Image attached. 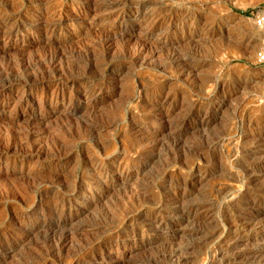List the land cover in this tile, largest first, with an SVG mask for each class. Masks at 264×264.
Listing matches in <instances>:
<instances>
[{
	"label": "rangeland",
	"instance_id": "rangeland-1",
	"mask_svg": "<svg viewBox=\"0 0 264 264\" xmlns=\"http://www.w3.org/2000/svg\"><path fill=\"white\" fill-rule=\"evenodd\" d=\"M263 6L264 0H0V264H170L169 250L181 246L190 248L188 264H207L211 247L227 234L217 232L224 218L234 220L235 235L258 244L264 65L257 55L264 35L252 12ZM50 54L66 59L55 64L63 71L40 72ZM14 62L34 66L24 74ZM203 119L211 123L200 126ZM174 138L182 145L176 151ZM246 167H253L249 176ZM245 188L256 205L234 210L232 198ZM219 189L226 196L217 198ZM188 206L197 215L186 220L181 211ZM61 222L69 229L65 242L56 231ZM181 230L199 234L180 239Z\"/></svg>",
	"mask_w": 264,
	"mask_h": 264
},
{
	"label": "bare ground",
	"instance_id": "bare-ground-1",
	"mask_svg": "<svg viewBox=\"0 0 264 264\" xmlns=\"http://www.w3.org/2000/svg\"><path fill=\"white\" fill-rule=\"evenodd\" d=\"M18 5V4H17ZM19 7V6H18ZM16 9H18V8H16ZM22 10V9H21ZM158 13V12H157ZM185 15V14H184ZM2 16V15H1ZM157 16V15H156ZM182 17V16H181ZM205 17V16H204ZM170 18V17H169ZM176 18V17H175ZM178 18V17H177ZM189 18V17H188ZM8 19V18H7ZM197 19V18H196ZM155 20V19H154ZM170 20V19H169ZM47 21V20H46ZM49 22H50V20H48ZM52 21V20H51ZM54 21V20H53ZM167 22H168V20H166ZM178 21V20H177ZM44 23H45V21H43ZM55 22V21H54ZM184 22V21H183ZM10 23V22H9ZM53 23V22H52ZM148 23V22H147ZM164 23V22H163ZM18 24V23H17ZM42 24V23H41ZM47 24H48V22H47ZM153 24V23H152ZM45 25V24H44ZM51 25V24H50ZM203 25V24H202ZM5 26V25H4ZM16 26H18V25H16ZM24 26V25H23ZM38 26V25H37ZM47 26V25H46ZM164 26V25H163ZM55 27V26H54ZM201 27V26H200ZM204 27V26H203ZM25 28V27H24ZM149 28V27H148ZM148 28L146 29L147 31H148ZM162 28V27H161ZM193 28V27H192ZM16 29H18V28H16ZM160 29V28H159ZM43 30V29H42ZM163 30V29H162ZM185 30V29H184ZM187 30V29H186ZM199 30V29H198ZM197 30V31H198ZM3 31V30H2ZM164 31V30H163ZM169 31V30H168ZM183 31V30H182ZM188 31V30H187ZM191 31V30H190ZM205 31V30H204ZM212 31V30H211ZM259 31V30H258ZM106 32V31H105ZM119 32V31H118ZM162 32V31H161ZM210 32V31H209ZM108 33V32H107ZM188 33H190V32H188ZM192 33V32H191ZM195 33V32H194ZM200 33V32H199ZM198 33V34H199ZM123 34V33H122ZM156 34H157V32H156ZM179 34V33H178ZM201 34V33H200ZM105 35V34H104ZM112 35V34H111ZM115 36L117 35L116 33L114 34ZM159 35V34H158ZM161 35V34H160ZM163 35H164V33H163ZM167 35V34H166ZM168 35H170V34H168ZM192 35V34H191ZM216 35V34H215ZM263 35H264V33H263ZM94 36V35H93ZM110 36V35H109ZM118 36V35H117ZM181 36V35H180ZM188 36V35H187ZM120 37V36H119ZM167 37V36H166ZM170 37V36H169ZM184 37V36H183ZM186 37V36H185ZM199 37V36H198ZM210 38V33H208V34H206V38ZM221 37V36H220ZM102 38V37H101ZM191 37H186V38H184V40H189ZM204 38V37H203ZM208 38V39H209ZM107 39H109V38H107ZM105 40V41H103L104 42V44L103 45H108V44H110V40ZM118 39V38H117ZM192 39V38H191ZM122 40V39H121ZM171 40V39H170ZM173 40V39H172ZM205 40V39H204ZM118 41V40H117ZM179 41H183L182 39H180ZM102 42V43H103ZM146 42V41H145ZM186 43V42H185ZM100 44V43H99ZM116 44V43H115ZM142 44H145V43H142ZM59 46V45H58ZM70 46V45H69ZM95 46V45H94ZM93 46V47H94ZM141 46V45H140ZM144 46V45H143ZM148 46V45H147ZM258 46V44H257V40H254L252 43H251V45H250V48H251V51H255V49H256V47ZM98 47V46H97ZM101 47V46H100ZM103 47V46H102ZM123 47V46H122ZM65 48V47H64ZM95 48V47H94ZM99 48V47H98ZM98 48H97V50H98ZM141 48H143V47H141ZM168 48V47H167ZM54 49V48H53ZM58 49V48H57ZM93 49V48H92ZM91 48H90V50H92ZM100 49V48H99ZM108 49V48H107ZM140 49V48H139ZM88 49H85V51H87ZM93 50H95V49H93ZM102 50V49H101ZM101 50H99V51H101ZM103 50H104V48H103ZM169 50V49H168ZM105 51V50H104ZM123 51H124V49H123ZM123 51H122V53H123ZM126 51V50H125ZM125 51H124V53H125ZM136 51V50H135ZM142 51V50H141ZM51 52V51H50ZM55 52V51H54ZM79 52V51H78ZM90 52V51H89ZM92 52V51H91ZM95 52H98V51H95ZM115 52V51H114ZM147 52V51H146ZM149 52V51H148ZM66 54H67V52H65ZM82 52L80 51V53H76V54H81ZM88 53V52H87ZM116 53V52H115ZM123 53V54H124ZM127 53V52H126ZM140 53H142V52H140ZM178 53V52H177ZM63 54V53H62ZM83 54V56L86 54V52H85V54L84 53H82ZM94 54V53H93ZM99 54H100V52H99ZM103 55H104V53H102ZM123 54H121V55H123ZM129 54V53H128ZM134 54V53H133ZM168 54V53H167ZM173 54V53H172ZM50 55H52V54H50ZM91 55V54H90ZM109 55V54H108ZM107 55V56H108ZM138 55V54H137ZM147 55H148V53H147ZM157 55V54H156ZM162 55V54H161ZM175 55V54H174ZM172 56L173 58H172V61H174L175 62V60L176 59H178V58H175V56ZM179 55V54H178ZM62 56V55H61ZM60 55L59 56H57V54L56 55H52V57L49 59V62L48 63H46V67L45 66H40L39 65V70H41L40 72H45L46 70H51L52 72L53 71H55V69L58 71V69L56 68V66L57 67H59L60 68V64H59V66L58 65H55V64H57V62H60V61H62L63 59H65L63 56L61 57ZM67 56V55H66ZM74 56V55H73ZM87 56V55H86ZM85 56V57H86ZM93 56H95V55H93ZM93 56H91L92 57V59H93ZM96 56H98L97 54H96ZM123 56H125V55H123ZM136 56V55H135ZM135 56H133V57H135ZM139 56H141V54H139L137 57H139ZM167 56V55H166ZM165 56V57H166ZM45 57V59H46V56H44ZM48 57V56H47ZM50 57V56H49ZM48 57V58H49ZM80 57H82L81 55H80ZM84 57V59H87V58H85ZM120 57V56H119ZM122 57V56H121ZM128 57H130V56H128ZM127 56H126V58L127 59H129ZM132 57V56H131ZM144 57H147V56H144ZM161 57V56H160ZM169 57H171V56H169ZM176 57H177V55H176ZM182 57V56H181ZM73 58V57H72ZM75 58V57H74ZM90 58V57H89ZM89 58H88V60H89ZM97 59H99L98 57H96ZM95 58V59H96ZM103 58V57H102ZM105 58V57H104ZM107 58V57H106ZM166 58H168V56L166 57ZM184 57H182V59H183ZM77 59H78V57H77ZM100 59H101V57H100ZM110 59V58H109ZM124 59H125V57H124ZM132 59V58H131ZM144 58H142V60H143ZM149 59V58H148ZM162 59V58H161ZM38 60H40V59H38ZM66 60V59H65ZM68 60V59H67ZM72 60H74V59H71V61ZM102 60V59H101ZM100 60V61H101ZM106 60V59H105ZM126 60V59H125ZM124 60V61H125ZM130 60V59H129ZM132 60H135V59H132ZM131 60V61H132ZM138 60V59H137ZM146 60V59H145ZM155 60V59H154ZM168 60V59H167ZM188 60V59H187ZM21 61V60H20ZM22 61H23V59H22ZM28 61V60H27ZM30 61V60H29ZM28 61V62H29ZM42 61V60H41ZM46 61H48V60H46ZM68 61H70V60H68ZM84 61V60H83ZM90 61H91V59H90ZM96 61V60H95ZM98 61V60H97ZM96 61V62H97ZM104 61V60H103ZM102 61V62H103ZM171 61V62H172ZM177 61V60H176ZM182 61V60H181ZM31 62H33L32 60H31ZM37 62V61H36ZM89 62V61H88ZM94 62V61H93ZM95 62V63H96ZM121 62V61H120ZM164 62V61H163ZM170 62V61H169ZM171 62H170V64H171ZM173 62V63H174ZM25 62H23V63H16V64H21L20 66H21V68L20 69H22V72L25 74V73H28L27 71H30L32 68H33V63L32 64H30V65H28V64H24ZM43 63H45V60H44V62ZM61 63V62H60ZM66 63V62H65ZM67 63H69V62H67ZM98 63H100L101 64V62H98ZM98 63H96V64H98ZM140 63H142V62H140ZM14 64H15V62H14ZM15 64V65H16ZM64 63H62V65H63ZM71 64V63H70ZM99 64V65H100ZM121 65H122V63H120ZM137 64V63H136ZM136 64H135V68H137L136 67ZM161 64V63H160ZM179 64V63H178ZM13 65V64H12ZM11 65V66H12ZM15 65H13V67H15ZM37 65V64H36ZM35 65V67H37ZM44 65V64H43ZM90 65V64H89ZM94 65V64H93ZM124 65V64H123ZM139 65V64H138ZM147 64H145V66H146ZM152 65V64H151ZM167 65V64H166ZM173 65V64H172ZM171 65V66H172ZM180 65V64H179ZM17 66H19V65H17ZM63 66H65V65H63ZM62 66V67H63ZM67 66V65H66ZM75 66H77L76 64H75ZM120 66V65H119ZM144 66V67H145ZM174 66V65H173ZM176 66H177V64H176ZM175 66V67H176ZM181 66H182V64H181ZM184 66V65H183ZM185 66H188V65H186L185 64ZM184 66V67H185ZM191 66H193V65H191ZM61 67V68H62ZM70 67V66H69ZM80 67H82V64H81V66L79 65V69H80ZM85 67V66H84ZM94 67H95V65H94ZM104 67V66H103ZM129 67H131V66H129ZM133 67V66H132ZM140 68L142 67V66H139ZM165 68H166V66H164ZM168 67V66H167ZM180 67V66H179ZM199 67V66H198ZM9 68V67H8ZM8 68H7V70H8ZM18 68V69H19ZM60 68V69H61ZM65 68V67H64ZM66 68H68V66L66 67ZM65 68V69H66ZM90 68V67H89ZM147 68V67H146ZM197 68V67H196ZM5 69H6V67H5ZM11 69V68H10ZM17 69V68H16ZM15 69V70H16ZM18 69H17V71H18ZM19 69V70H20ZM36 69V68H35ZM97 69H99V68H97ZM101 69V68H100ZM131 69V68H130ZM176 69V68H175ZM178 69V68H177ZM185 69V68H184ZM194 69V68H193ZM6 70V71H7ZM38 69H37V71H39ZM62 70V69H61ZM71 70H72V68H71ZM71 70H69V71H71ZM85 71H86V69H84ZM90 70V69H89ZM106 70V69H105ZM123 70V69H122ZM162 70V69H161ZM179 70V69H178ZM190 70V69H189ZM4 72H5V70H3ZM12 71V70H11ZM16 71V72H17ZM33 71H34V69H33ZM33 71H32V73H33ZM63 71V70H62ZM78 71V70H77ZM94 71V70H93ZM100 71V70H99ZM142 71V70H141ZM177 71V70H176ZM180 71V70H179ZM185 71H188V70H185ZM196 71V70H195ZM9 72V71H8ZM35 72H36V70H35ZM56 72V71H55ZM119 72V71H118ZM126 72V71H125ZM128 72V71H127ZM144 72V71H143ZM159 72V71H158ZM162 72H164V70L162 71ZM175 72V71H174ZM191 72V71H190ZM3 73V72H2ZM22 73V74H23ZM31 73V72H30ZM39 73V72H38ZM46 73V72H45ZM48 73V72H47ZM62 73V72H61ZM67 73V72H66ZM71 73V72H70ZM69 72H68V74H70ZM79 73V72H78ZM181 73V72H180ZM15 74V73H14ZM21 74V75H22ZM29 74V73H28ZM44 74V73H43ZM43 74H41V75H43ZM64 74H65V70H64ZM64 74H62V75H64ZM67 74V75H68ZM72 74V73H71ZM80 74V73H79ZM112 74V73H111ZM179 74V73H178ZM6 75V74H5ZM12 75V74H11ZM16 75H17V73H16ZM27 75V74H26ZM41 75H38V76H41ZM48 75V74H47ZM57 75V74H56ZM81 75H83V71H82V74ZM85 75V74H84ZM34 76V75H33ZM52 76H53V74H52ZM55 76V75H54ZM61 76V75H60ZM65 76V75H64ZM72 77H73V74L71 75ZM77 76V75H76ZM138 76V75H137ZM184 76V75H183ZM18 77V76H17ZM21 77V76H20ZM29 78H30V76H28ZM48 77V76H47ZM51 77V76H50ZM56 77H58V76H56ZM69 77V76H68ZM81 77V76H80ZM80 77H78V78H80ZM122 77V76H121ZM187 77H188V73H187ZM5 78V77H4ZM3 78V79H4ZM26 78V77H25ZM42 78H44V77H42L41 76V79ZM69 78H71V77H69ZM75 78V77H74ZM107 78V77H106ZM28 79V78H27ZM26 79V80H27ZM32 79V78H31ZM34 79V78H33ZM36 79V78H35ZM40 79V80H41ZM37 80H38V78H37ZM43 80H45V79H42V81L41 82H43ZM47 80H48V78H47ZM77 80V79H76ZM96 80V79H95ZM33 81V80H32ZM49 81V80H48ZM73 81V80H72ZM78 81V80H77ZM127 81V80H126ZM125 81V82H126ZM210 81V80H209ZM11 82V81H10ZM22 82V81H21ZM24 82V81H23ZM28 82V81H27ZM38 82H39V80H38ZM109 82V81H108ZM215 82V81H214ZM14 83V82H13ZM16 83V82H15ZM29 84H30V82H28ZM34 83V82H33ZM32 83V84H33ZM47 83V82H46ZM206 83V82H205ZM208 83V82H207ZM25 84V83H24ZM85 84V83H84ZM92 84V83H91ZM110 84V83H109ZM7 85H8V82H7ZM77 85V84H76ZM79 85V84H78ZM82 85V84H81ZM99 85V84H98ZM101 85H102V83H101ZM107 85V84H106ZM124 85V84H123ZM84 86V85H83ZM86 86H88V85H86ZM97 86V85H96ZM95 86V87H96ZM100 86V85H99ZM98 86V87H99ZM110 86V85H109ZM218 86V85H217ZM2 87V86H1ZM21 87V86H20ZM74 87H76V86H74ZM89 87H90V85H89ZM103 86H101V88H102ZM105 87H107L108 88V86H105ZM122 87V86H121ZM4 88V87H3ZM88 88V87H87ZM125 88V87H124ZM145 88V87H144ZM93 89V88H92ZM116 89V88H115ZM146 89V88H145ZM148 89V88H147ZM230 89V88H229ZM24 90V89H23ZM28 90V89H27ZM30 90V89H29ZM76 90H78L79 91V89H76ZM143 90V89H142ZM203 90V89H202ZM84 91V90H83ZM94 91V90H93ZM127 91V90H126ZM134 91V90H133ZM148 91V90H147ZM24 92V91H23ZM184 92V91H183ZM97 93V92H96ZM117 93V92H116ZM136 93V92H135ZM226 93H227V90H226ZM93 94V93H92ZM143 95V94H142ZM144 95H145V93H144ZM184 95H185V93H184ZM70 96V95H69ZM80 96V95H79ZM78 96V97H79ZM91 96V95H90ZM94 96V95H93ZM63 97V96H62ZM185 97V96H184ZM55 98V97H54ZM92 98V97H91ZM94 98V97H93ZM87 99H89V97L87 98ZM165 99V98H164ZM69 100V99H68ZM198 100V99H197ZM196 100V101H197ZM64 101V100H63ZM72 101V100H71ZM83 101V100H82ZM85 101V100H84ZM88 101V100H87ZM86 101V102H87ZM91 101H92V99H91ZM79 102V101H78ZM154 102V101H153ZM73 103V102H72ZM72 103H69V104H72ZM88 103V102H87ZM155 103V102H154ZM193 103V102H192ZM195 103V102H194ZM202 103V102H201ZM201 103H200V105H201ZM99 104V103H98ZM199 104V103H198ZM72 105H74V104H72ZM81 105V104H80ZM88 105V104H87ZM95 105V103L93 104V105H91L92 107ZM192 105V104H191ZM190 105V106H191ZM197 105V104H196ZM91 106H88V108L89 107H91ZM96 106V105H95ZM145 106V105H144ZM193 106V105H192ZM198 107V110H199V105H197ZM241 106V104L239 105V107ZM76 107V106H75ZM153 107V106H152ZM158 107V106H157ZM187 107H188V105H187ZM237 107V106H236ZM150 109H151V106L149 107ZM149 109V110H150ZM155 109V108H154ZM188 109V108H187ZM239 109V108H238ZM92 110V109H91ZM146 110H148V108L146 109ZM189 110V109H188ZM187 111V110H186ZM145 112H147V111H145ZM190 113V112H189ZM45 114V113H44ZM188 114V113H187ZM111 117V116H110ZM37 118V117H36ZM110 119V118H109ZM101 120H103V119H101ZM148 120V119H147ZM150 121V120H149ZM68 122V121H67ZM116 122V121H115ZM146 123H147V121H146ZM209 123H211V120H209V119H203L201 122H200V126H207V125H209ZM43 124V123H42ZM68 124H69V122H68ZM95 124V123H94ZM35 125H36V123H35ZM74 125V124H73ZM67 126V125H66ZM64 127V126H63ZM62 127V128H63ZM77 127V126H76ZM129 127V126H128ZM197 127V126H196ZM87 128V127H86ZM71 129V128H70ZM90 129V128H89ZM63 130V129H62ZM65 130V129H64ZM71 131V130H70ZM77 131V130H76ZM132 131V130H131ZM66 132H67V130H66ZM69 132V131H68ZM73 132V131H72ZM174 132V131H173ZM65 133V132H64ZM86 133V132H85ZM27 134V133H26ZM25 134V135H26ZM63 134V133H62ZM67 134V133H66ZM71 134V133H70ZM146 134V133H145ZM181 134V133H180ZM183 134V133H182ZM218 135V134H217ZM251 135V134H250ZM264 135V134H263ZM72 136V135H71ZM173 136V135H172ZM178 136V135H177ZM5 137V136H4ZM3 137V138H4ZM7 137V136H6ZM24 137H26V136H24ZM29 137V136H28ZM253 137V136H252ZM264 137V136H263ZM262 137V138H263ZM62 138V137H61ZM175 138H177V137H175ZM175 138H174V142L172 143V147H173V150H175L176 151V147H179V146H182V145H179L180 143H178L177 141H175ZM179 138V137H178ZM221 138H223V137H221ZM256 138V137H255ZM261 138V139H262ZM16 139V138H15ZM18 139V138H17ZM70 139V138H69ZM69 139H67V140H69ZM227 139V138H226ZM249 139V138H248ZM252 139H254V138H252ZM264 139V138H263ZM30 140H31V138H30ZM56 140V139H55ZM88 140V139H87ZM221 140V139H220ZM225 140V139H224ZM231 140V139H230ZM254 140H256V139H254ZM66 141V140H65ZM98 141V140H97ZM171 141V140H170ZM179 141V140H178ZM207 141V140H206ZM209 141V140H208ZM212 141V140H211ZM217 142H218V140H216ZM222 141V140H221ZM227 141V140H226ZM225 141V142H226ZM250 141H251V139H250ZM250 141H248V142H250ZM258 141V140H257ZM5 142V141H4ZM3 142V143H4ZM8 142V141H7ZM9 142H10V140H9ZM60 142V141H59ZM64 142V141H63ZM62 142V143H63ZM94 142V141H93ZM111 142V141H110ZM252 142V141H251ZM255 142V141H254ZM66 143V142H65ZM82 143V142H81ZM182 143V142H181ZM209 143L211 144V142L209 141ZM212 143H214V142H212ZM219 143V142H218ZM261 144H263L262 142H260ZM5 144V143H4ZM16 144V143H15ZM55 144V143H54ZM68 144V143H67ZM88 144V143H87ZM98 144V143H97ZM168 144H170V142L168 143ZM220 144V143H219ZM221 144H222V142H221ZM252 144H253V142H252ZM257 144V143H256ZM260 144V145H261ZM73 145V144H72ZM100 145V144H99ZM159 145V144H158ZM164 145V144H163ZM163 145H161L162 147H163ZM167 145V144H166ZM179 145V146H178ZM212 145V144H211ZM215 145V144H214ZM213 145V146H214ZM259 145V144H258ZM3 146V145H2ZM24 146V145H23ZM27 146V145H26ZM68 146V145H67ZM184 146V145H183ZM206 146V145H205ZM217 146V145H216ZM86 147V146H85ZM99 147V146H98ZM105 147H107L106 145H105ZM156 147V146H155ZM209 147H210V145H209ZM220 147V146H219ZM262 147V146H261ZM264 147V146H263ZM50 148V147H49ZM73 148V147H72ZM166 148V147H165ZM167 148H169V147H167ZM216 148V147H215ZM57 149V148H56ZM66 149V148H65ZM96 149V148H95ZM172 149V148H171ZM183 149V148H182ZM217 149V148H216ZM53 150V149H52ZM102 150V149H101ZM105 150H106V148H105ZM109 150V149H108ZM170 150V149H169ZM261 150H262V148H261ZM16 151V150H15ZM104 151V150H103ZM102 151V152H103ZM42 152V151H41ZM40 152V153H41ZM52 152V151H51ZM66 152V151H65ZM141 153V152H140ZM144 153V152H143ZM168 153V152H167ZM166 153V154H167ZM246 153V152H245ZM263 153V152H262ZM42 154V153H41ZM40 154V155H41ZM48 154V153H47ZM138 154H139V152H138ZM169 154V153H168ZM167 154V155H168ZM263 155H264V153H263ZM7 156V155H6ZM55 156V155H54ZM54 156H52V157H54ZM169 156H171V155H169ZM184 156V155H183ZM56 157V156H55ZM103 157V156H102ZM140 157V156H139ZM101 158V157H100ZM44 159V158H43ZM174 159H175V157H174ZM203 159V158H202ZM262 159H263V157H262ZM204 160V159H203ZM210 160V159H209ZM90 161V160H89ZM208 161V160H207ZM203 162H205L206 163V161H203ZM210 162V161H209ZM235 162V161H234ZM94 163V162H93ZM204 163V164H205ZM214 163V162H213ZM236 163V162H235ZM238 163H239V161H238ZM75 164V163H74ZM78 164V163H77ZM207 165V164H206ZM218 165V164H217ZM239 165V164H238ZM245 165V164H244ZM252 165V164H251ZM204 167H205V165H203ZM208 166V165H207ZM214 166H215V164H214ZM242 166V165H241ZM240 166V167H241ZM189 167V166H188ZM199 168H201L200 167V165L198 166ZM210 167V166H209ZM245 167V166H244ZM243 167V168H244ZM167 168V167H166ZM186 168H187V166H186ZM198 168V169H199ZM236 168V167H235ZM242 168V169H243ZM257 168V167H256ZM255 168V169H256ZM168 169V168H167ZM197 169V168H196ZM198 169H197V171H198ZM204 169V168H203ZM202 169V170H203ZM207 169V168H206ZM238 169V168H237ZM106 171V170H105ZM250 171H253V167L250 169H247V167H246V170H244V172H243V170H241L240 169V172H243L244 173V176L246 175H248L249 176V172ZM42 172V171H41ZM103 172V171H102ZM239 172V171H238ZM58 173V172H57ZM95 173V172H94ZM165 173H167L166 171H165ZM237 173V172H236ZM260 173V172H259ZM258 173V174H259ZM100 174V173H99ZM122 174V173H121ZM235 174V173H234ZM242 174V173H241ZM257 174V173H256ZM103 175V174H102ZM108 175V174H107ZM138 175H139V173H138ZM169 175V174H168ZM168 175H167V178H168ZM171 175V174H170ZM44 176V175H43ZM121 176V175H120ZM254 176V175H253ZM49 177V176H48ZM104 177V176H103ZM236 177V176H235ZM241 177V176H240ZM260 177V176H259ZM51 178V177H50ZM107 178V177H106ZM125 178V177H124ZM169 178H171V176L169 177ZM53 179V178H52ZM98 179V178H97ZM230 179H232V177H230ZM236 179V178H235ZM242 181H243V179L242 178H240ZM245 179V178H244ZM124 180V179H123ZM133 180V179H132ZM240 180V181H241ZM61 181V180H60ZM85 181V180H84ZM87 181V180H86ZM99 181V180H98ZM177 181V180H176ZM187 181V180H186ZM236 181V180H235ZM235 181H234V183H235ZM238 181H239V179H238ZM241 181V182H242ZM246 181V180H245ZM251 181V180H250ZM257 182L259 181V180H256ZM95 182V181H94ZM101 182V181H100ZM139 182V181H138ZM184 182H185V180H184ZM244 182V181H243ZM252 182V181H251ZM264 182V181H263ZM106 183V182H105ZM178 183H180V182H178ZM233 183V182H232ZM236 183H237V181H236ZM239 183V182H238ZM237 183V184H238ZM240 184V183H239ZM254 185H256L255 183H253ZM259 184V183H258ZM34 185V184H33ZM48 185V184H47ZM56 185H58V184H56ZM77 185V184H76ZM103 185V184H102ZM122 185H124V184H122ZM187 185V184H186ZM243 185V184H242ZM247 185H248V183H247ZM250 185V184H249ZM251 185H252V183H251ZM35 186V185H34ZM125 186V185H124ZM127 186V185H126ZM237 186V185H236ZM240 186V185H239ZM259 186V185H258ZM261 186H263V184H261ZM30 187V186H29ZM80 187V186H79ZM107 187V186H106ZM186 187V186H185ZM232 187V186H231ZM257 187V186H256ZM33 188V187H32ZM36 188H38V187H36ZM35 188V189H36ZM61 188V187H60ZM87 188V187H86ZM108 188V187H107ZM221 188V187H220ZM227 188V187H226ZM236 188V187H235ZM235 188H234V190H235ZM259 188V187H258ZM263 188V187H262ZM14 189V188H13ZM138 189V188H137ZM218 189V188H217ZM232 189V188H231ZM237 189V188H236ZM239 189V188H238ZM242 189H244L243 188V186H242ZM253 189V188H252ZM252 189H250V190H252ZM257 189V188H256ZM39 190V189H38ZM37 190V191H38ZM79 190V189H78ZM88 190H90V189H88ZM224 190L225 189H219L217 192H216V197L218 198H222V197H224V196H226L225 194H224V196L222 195L223 193H224ZM240 190H241V188H240ZM245 190H246V193H240V194H235V196L232 198V201H231V203L233 204L232 205V207H233V209L235 210V208H237V210L240 208L241 209V207H246L247 205H252V206H254V205H256V198L255 197H252L251 195H252V193H250L249 194V192H248V190H247V188H245ZM254 190V189H253ZM74 191H77L76 189L74 190ZM82 191V190H81ZM165 191H167V190H165ZM212 191H214V189L212 190ZM255 192H256V190H254ZM259 191H264V188L262 189V190H259ZM33 192V191H32ZM65 192V191H64ZM140 192V191H139ZM171 192V191H170ZM173 192V191H172ZM230 192H232L231 190H230ZM237 192V191H236ZM254 192V193H255ZM4 193V192H3ZM129 193V192H128ZM131 193V192H130ZM260 193V192H259ZM133 194H134V192H133ZM137 194V193H136ZM135 194V195H136ZM161 194V193H160ZM170 194V193H169ZM168 194V195H169ZM205 194H207V193H205ZM228 194V193H227ZM231 194V193H230ZM27 195V194H26ZM69 195V194H68ZM131 195V194H130ZM138 195V194H137ZM162 195V194H161ZM174 195V194H173ZM221 195H222V197H221ZM261 195H264V194H261ZM35 196V195H34ZM158 196V195H157ZM170 196V195H169ZM209 196V195H208ZM213 196H214V194H213ZM258 196V195H257ZM40 197V196H39ZM98 197V196H97ZM126 198H127V196H125ZM132 197V196H131ZM228 197V196H227ZM181 198V197H180ZM209 199L210 198H212V197H208ZM213 198H215V197H213ZM133 199V198H132ZM138 199V198H137ZM151 199V198H150ZM208 199V200H209ZM125 200V199H124ZM129 200V199H128ZM134 200V199H133ZM143 200V199H142ZM155 200V199H154ZM180 200V199H179ZM178 200V201H179ZM182 200V199H181ZM216 200V199H215ZM220 200H222V199H220ZM25 201V200H24ZM138 201L139 200H137V203H138ZM212 201V200H211ZM219 201V200H218ZM217 201V202H218ZM225 201H227V200H225ZM230 201V200H229ZM17 202V201H16ZM69 202V201H68ZM74 202V201H73ZM123 202V201H122ZM130 202V201H129ZM181 202V201H180ZM183 202V201H182ZM214 203V202H213ZM264 203V202H263ZM127 204V203H126ZM130 204V203H129ZM139 204V203H138ZM179 204V203H178ZM181 204V203H180ZM184 204V203H183ZM208 204V203H207ZM215 204V203H214ZM224 204H225V202H224ZM229 204V203H228ZM228 204H226V205H228ZM128 205V204H127ZM157 205V204H156ZM155 205V206H156ZM174 205H176V204H174ZM187 205V204H186ZM193 205V204H192ZM216 205V204H215ZM129 206H131V204L129 205ZM136 206V205H135ZM148 206V205H147ZM198 206H199V204H198ZM213 206V205H212ZM231 206V205H230ZM128 207V206H127ZM185 207V206H184ZM211 207V206H210ZM209 206H208V208H210ZM218 207V206H217ZM223 207V206H222ZM231 207V208H232ZM22 208H23V206H22ZM37 208H39V207H37ZM134 208V207H133ZM181 208V207H180ZM250 208V207H249ZM251 208H253V207H251ZM258 208V207H257ZM19 209V208H18ZM41 209V208H40ZM159 209V208H158ZM196 208L195 207H193V206H188V208L185 210H182L181 211V213H182V216L181 217H184V218H186V220L187 219H189L191 216H194V217H196V215H197V213H196V210H195ZM198 209V208H197ZM217 209V208H216ZM229 209V208H228ZM245 209V208H244ZM255 209V208H254ZM261 209V208H260ZM35 210V209H34ZM44 210V209H43ZM125 210V209H124ZM130 210V209H129ZM160 210V209H159ZM211 210H213V209H211ZM215 210V209H214ZM253 210V209H252ZM38 211V210H37ZM130 211H132V210H130ZM180 211V210H179ZM218 211V210H217ZM230 211V210H229ZM29 212V211H28ZM56 212V211H55ZM54 212V213H55ZM221 212H222V210H221ZM235 212H238V211H235ZM6 213V212H5ZM228 213V212H227ZM163 214V213H162ZM214 214H216V213H214ZM223 214V213H222ZM226 214V213H225ZM233 214V213H232ZM235 214V213H234ZM219 215V214H218ZM220 215H221V213H220ZM236 215V214H235ZM239 215H243V216H246L247 214L246 213H241L240 212V214ZM54 216V215H53ZM52 216V217H53ZM72 216V215H71ZM160 216V215H159ZM222 216H224V215H222ZM248 216V215H247ZM110 217V216H109ZM162 217V216H161ZM165 217V216H164ZM163 217V218H164ZM178 217H179V215H178ZM193 218V217H192ZM227 218V217H226ZM235 218V217H234ZM241 218V217H240ZM262 218V217H261ZM162 219V218H161ZM178 219V218H177ZM233 219V218H232ZM245 219V218H244ZM181 220V219H180ZM192 220V219H191ZM236 220V219H235ZM60 221V220H59ZM153 221H155V220H153ZM164 221V220H163ZM166 221V220H165ZM239 222L240 221H243V220H238ZM55 222H57V221H55ZM54 222V223H55ZM146 222V221H145ZM147 222H148V219H147ZM162 222V221H161ZM234 222V220L233 221H230V220H228V218L227 219H223V220H220V223L218 224L219 226V228H218V230H217V232H219V231H221V233L222 232H226L227 234H225L224 236H223V238L222 237H217L216 239H217V244L216 245H214L213 244V246L211 247V245H212V243H211V241H210V247H211V251H209L210 253H209V256H208V259H207V264H217V263H226V264H245V263H254V264H262V263H264V223H262L263 224V227L261 228V230H260V232H261V234H260V238L257 240V241H260L258 244H252V243H249V240H247V241H245L243 238H241L240 236H238V235H235V231H233L231 228H230V226H232V223ZM239 222H236V223H239ZM153 223V222H152ZM187 223V222H186ZM254 223V222H253ZM71 224V223H70ZM165 224V223H164ZM167 224V223H166ZM173 224V223H172ZM176 224V223H175ZM241 224V223H240ZM158 225V224H157ZM189 225H190V223H189ZM243 225V224H242ZM241 225V226H242ZM248 225V224H247ZM246 225V226H247ZM254 225V224H253ZM253 225H251V226H253ZM21 226V225H20ZM19 226V227H20ZM50 226V225H49ZM71 226V225H70ZM159 226V225H158ZM176 226V225H175ZM215 226H217V225H215ZM214 226V227H215ZM69 227V226H68ZM72 227V226H71ZM238 227V226H237ZM242 227H244V226H242ZM254 227V226H253ZM17 228V227H16ZM15 228V229H16ZM70 228V227H69ZM155 228V227H154ZM165 228V227H164ZM178 227H176V229H177ZM212 228V227H211ZM236 228V227H235ZM251 228V227H250ZM259 228V227H258ZM257 228V229H258ZM173 229V228H172ZM244 229V228H243ZM260 229V228H259ZM162 230V229H161ZM175 230V229H174ZM173 230V231H174ZM239 230H241V229H239ZM249 230V229H248ZM1 231V230H0ZM52 231V230H51ZM56 231H58V232H61L62 234H61V239H63V242H65V240L68 238L67 237V235H66V232L68 231L69 232V229H67L66 228V224H65V222H61L60 224L58 223V225H57V230ZM71 231V230H70ZM4 232H5V230H4ZM118 232V231H117ZM133 232V231H132ZM162 232V231H161ZM181 232H182V234L179 236L180 237V239L182 238L181 236H183V234L185 233V232H183L182 230H181ZM217 232H215L214 233V235L215 234H217ZM137 233V232H136ZM220 233V234H221ZM223 233V234H224ZM3 234V233H2ZM10 234V233H9ZM69 234V233H68ZM133 234V233H132ZM199 233L197 232V231H191V232H189L188 234H186L185 233V235L186 236H197ZM201 234V233H200ZM203 234V233H202ZM238 234V233H237ZM254 234V233H253ZM8 235V234H7ZM11 235V234H10ZM13 235V234H12ZM23 235V234H22ZM53 235V234H52ZM96 235V234H95ZM136 235V234H135ZM204 235V234H203ZM203 235H201V236H203ZM25 236V235H24ZM137 236V235H136ZM206 236V235H205ZM211 236V235H210ZM209 236V237H210ZM3 237H4V235H3ZM2 237V238H3ZM10 237V236H9ZM14 237H15V235H14ZM13 237V238H14ZM59 237V236H58ZM16 238H18V237H16ZM20 238V237H19ZM124 238V237H123ZM22 239V238H21ZM113 239V238H112ZM191 239V238H190ZM19 240V239H18ZM109 240V239H108ZM118 240V239H117ZM189 240V239H188ZM195 240V239H194ZM254 240V239H253ZM10 241V240H9ZM15 241H16V239H15ZM107 241V240H106ZM111 241V240H110ZM190 241V240H189ZM6 242V241H5ZM188 242V241H187ZM192 242V241H191ZM197 242V241H196ZM208 242V241H207ZM214 242V241H213ZM252 242V241H251ZM22 243V242H21ZM99 243V242H98ZM112 243V242H111ZM215 243V242H214ZM262 243V244H261ZM110 244V243H109ZM179 244V243H178ZM192 244V243H191ZM190 244V245H191ZM90 245V244H89ZM111 245V244H110ZM117 245H118V243H117ZM173 245H175V244H173ZM187 245V244H186ZM197 245H199L198 244V242H197ZM204 245H206V244H204ZM67 246V245H66ZM106 246V245H105ZM202 246V245H201ZM207 246H208V244H207ZM207 246H206V248H207ZM1 247V246H0ZM9 247V246H8ZM56 247V246H55ZM99 247H100V245H99ZM100 248H102V247H100ZM109 248H110V246H109ZM115 248V247H114ZM209 248V247H208ZM207 248V249H208ZM9 249V248H8ZM105 249V248H104ZM107 249H108V247H107ZM189 249L190 248H188V247H177V248H173V249H171V250H169V252H168V250H167V252H168V254H167V256H166V258H167V261H169L170 262V264H188V255H189ZM193 249V248H192ZM196 249V248H195ZM82 250V249H81ZM116 250V249H115ZM101 251V250H100ZM103 251V250H102ZM195 251V250H194ZM119 252H121V251H119ZM118 253V252H117ZM166 253V252H165ZM194 253V252H193ZM207 253V252H206ZM94 254V253H93ZM116 254V253H115ZM191 254V253H190ZM95 255V254H94ZM101 256H102V253L100 254ZM89 256V255H88ZM100 256V257H101ZM190 256H192V255H190ZM189 256V257H190ZM207 256V255H206ZM86 257V256H85ZM99 257V258H100ZM162 257H164V256H162ZM88 258V257H87ZM110 258V257H109ZM117 258V257H116ZM126 258V257H125ZM207 258V257H206ZM205 258V259H206ZM119 259V258H118ZM83 260V259H82ZM108 260H112V259H108ZM114 260V259H113ZM166 261V260H165ZM164 261V262H165ZM202 262V261H201ZM112 263V262H111ZM191 263V262H190ZM205 264H206V262H204ZM204 263H202V264H204ZM165 264V263H164Z\"/></svg>",
	"mask_w": 264,
	"mask_h": 264
},
{
	"label": "built area",
	"instance_id": "built-area-1",
	"mask_svg": "<svg viewBox=\"0 0 264 264\" xmlns=\"http://www.w3.org/2000/svg\"><path fill=\"white\" fill-rule=\"evenodd\" d=\"M252 20L258 30L264 33V6L252 12ZM257 63L264 65V45L257 55Z\"/></svg>",
	"mask_w": 264,
	"mask_h": 264
},
{
	"label": "trees",
	"instance_id": "trees-1",
	"mask_svg": "<svg viewBox=\"0 0 264 264\" xmlns=\"http://www.w3.org/2000/svg\"><path fill=\"white\" fill-rule=\"evenodd\" d=\"M243 14L246 15V16H250L251 15V11H248V12L243 13Z\"/></svg>",
	"mask_w": 264,
	"mask_h": 264
}]
</instances>
